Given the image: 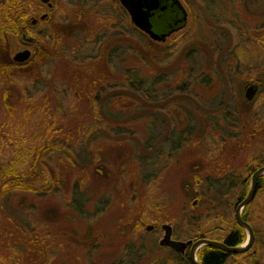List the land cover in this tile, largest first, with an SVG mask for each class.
I'll use <instances>...</instances> for the list:
<instances>
[{
	"label": "rangeland",
	"instance_id": "obj_1",
	"mask_svg": "<svg viewBox=\"0 0 264 264\" xmlns=\"http://www.w3.org/2000/svg\"><path fill=\"white\" fill-rule=\"evenodd\" d=\"M13 1L8 60L31 58L0 70V264H188L164 227L205 239L206 174L264 160V0H180L165 41L120 0H53L35 27L47 7Z\"/></svg>",
	"mask_w": 264,
	"mask_h": 264
},
{
	"label": "flooded vegetation",
	"instance_id": "obj_2",
	"mask_svg": "<svg viewBox=\"0 0 264 264\" xmlns=\"http://www.w3.org/2000/svg\"><path fill=\"white\" fill-rule=\"evenodd\" d=\"M35 1L42 5L39 7L45 6L47 9L45 11L43 10V14H41L40 17H30L28 22L32 27L38 26L41 21L47 20L50 11L54 7L53 0H49L47 3L42 0ZM160 5L167 6V9L164 11H156L152 18V23L154 29L155 26L163 28L161 33H165L167 39L173 32L186 25L187 11L184 6V9H181L178 5H174L171 0H161ZM181 5L183 4L181 3ZM45 15H47V17L43 19ZM25 36L26 35H24V38ZM31 38L35 41V38ZM29 44L31 43L27 45ZM25 51L30 50L26 48ZM251 86H256V93L253 100H248L247 91ZM259 90L260 86L258 83L251 82L244 92L246 101L252 103L257 97ZM236 136L237 135H229V137L234 138H236ZM249 163L250 164L248 166L246 165L243 171L236 169L235 171H229L228 168L221 167L219 170L215 171L214 174H206L205 212L207 213L208 220L217 221L220 225L218 227L219 229L215 230L207 228L205 240L222 242L229 247L242 245L249 237V231L240 223V220L249 225L254 236L250 249L239 254H233L222 248L205 244V255L213 249L222 251L224 259L219 264H264V172H261L257 177L255 193L252 198H249L253 178L259 170L264 168V160L258 163L256 158H254L253 161ZM244 236V242L239 243ZM173 240L182 241L174 238ZM188 241L191 240L183 242ZM164 246L170 248L173 253L180 254L188 264H193L190 260L192 244L186 245L180 250H176L167 245Z\"/></svg>",
	"mask_w": 264,
	"mask_h": 264
},
{
	"label": "water",
	"instance_id": "obj_3",
	"mask_svg": "<svg viewBox=\"0 0 264 264\" xmlns=\"http://www.w3.org/2000/svg\"><path fill=\"white\" fill-rule=\"evenodd\" d=\"M42 1L45 3L49 2V0H42ZM160 1L161 0H120L123 7L129 13L133 24L137 28H139L141 31L149 35L151 39L156 40V41H163L166 39V36H167L165 33H160L156 31L152 23V18L155 15L156 11L158 10L164 11L167 9V6L160 5ZM171 1L173 2L174 5L176 4L181 9H184L183 5H181L180 0H171ZM46 17L47 15L43 16V19H45ZM27 41L33 42V39L29 38L27 39ZM30 57H31V51H24V52L18 53L14 57V60L16 62H26L27 60L30 59ZM255 93H256V86H251L247 91V99L253 100V98L255 97ZM261 172H264V168L259 170L255 174L253 181H252L250 193H249V198H252L255 193L257 177L261 174ZM240 223L248 229L249 237L242 245L237 246V247H229L222 242H213V241H208L205 239H199L195 242L192 240L188 242L173 240L172 238L173 229L171 226H168V225L164 227L165 236L161 244L170 246L176 250H180L184 248V246L192 244V248L190 252V260L193 264H201V262L198 259V251L201 247L205 246V244H210V245L222 248L233 254L244 253L250 249L253 243L254 236L248 224L244 223L241 220H240ZM152 228L153 227H149L148 229L151 230Z\"/></svg>",
	"mask_w": 264,
	"mask_h": 264
},
{
	"label": "trees",
	"instance_id": "obj_4",
	"mask_svg": "<svg viewBox=\"0 0 264 264\" xmlns=\"http://www.w3.org/2000/svg\"><path fill=\"white\" fill-rule=\"evenodd\" d=\"M13 2H11L12 5L14 6L17 5L19 7L21 5V2H23V0H14ZM10 7L13 6L10 5L9 8H7L5 15L8 16V20L10 21V23L13 24L12 27L15 29L8 28L6 29V33L5 32L0 33V70L3 72H7L8 70H10V66L24 65V63H17L14 62L13 60H8L10 44H9L7 30L8 31L17 30L20 24H25V20L22 17L24 15V12L21 13L20 7H19V13L12 12V10H10ZM5 100L8 105H11L9 101L8 93L5 94ZM11 113H13V111ZM51 182L53 181L51 180ZM8 184H11V182L8 181ZM244 240H245V236L241 238L239 243L244 242ZM198 256L202 264H219L224 259L222 251L218 249H213L212 251H210L208 254L205 255V246L199 250Z\"/></svg>",
	"mask_w": 264,
	"mask_h": 264
}]
</instances>
